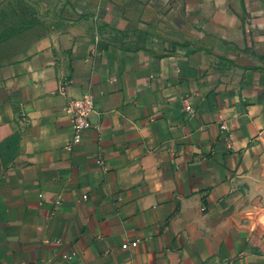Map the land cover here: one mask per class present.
<instances>
[{"label":"crops","instance_id":"1","mask_svg":"<svg viewBox=\"0 0 264 264\" xmlns=\"http://www.w3.org/2000/svg\"><path fill=\"white\" fill-rule=\"evenodd\" d=\"M11 12L31 27L0 47V264H264V0Z\"/></svg>","mask_w":264,"mask_h":264},{"label":"built area","instance_id":"2","mask_svg":"<svg viewBox=\"0 0 264 264\" xmlns=\"http://www.w3.org/2000/svg\"><path fill=\"white\" fill-rule=\"evenodd\" d=\"M181 102L185 114L192 115L193 109L187 102V99H182ZM65 110L70 115L69 120L72 130V136L69 142L70 145L81 139L82 132L85 129L93 127L92 122L90 120V114L94 111L92 96L89 94H85L81 97L68 99L67 104L65 106ZM98 162L100 164H103V159L99 157ZM136 244L137 241L135 240L123 244L122 247L135 246Z\"/></svg>","mask_w":264,"mask_h":264},{"label":"rangeland","instance_id":"3","mask_svg":"<svg viewBox=\"0 0 264 264\" xmlns=\"http://www.w3.org/2000/svg\"><path fill=\"white\" fill-rule=\"evenodd\" d=\"M16 17H19V15L11 12L6 13L0 19V47L3 48L2 51L6 57L16 55L14 53L15 47L18 44L24 45L30 39L26 35L31 27L28 12L25 14V20L23 21H17Z\"/></svg>","mask_w":264,"mask_h":264}]
</instances>
